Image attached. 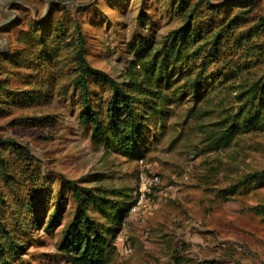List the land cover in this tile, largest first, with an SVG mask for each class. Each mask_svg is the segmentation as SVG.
<instances>
[{"label":"trees","instance_id":"16d2710c","mask_svg":"<svg viewBox=\"0 0 264 264\" xmlns=\"http://www.w3.org/2000/svg\"><path fill=\"white\" fill-rule=\"evenodd\" d=\"M163 4V14L175 15L178 24L160 39L152 33L131 35L126 47L132 60L122 81L89 64L88 31L82 32L77 22L36 20L22 32L21 46L4 58L11 70L5 73V82H0V114L14 106L48 103L58 79H67L60 85L66 89L64 98L77 123L89 129L91 139L125 161L142 160L143 164L172 107L183 103L196 106L218 97L226 105L229 113L216 123L226 124L220 130L227 142L216 139L223 147L237 134L264 131V9L260 0H167ZM73 30L76 35L68 40ZM18 119L19 125L34 126L53 120L50 116ZM1 149L14 157L4 161L0 153L5 189L4 194L0 188V264L21 260L26 251L24 235L56 227L60 228L59 249L69 263L110 264L115 241L135 204L136 189L102 186L98 182L104 177L94 173L90 176L94 185L58 177L60 185L48 196L39 187L42 177L34 175L27 163L28 149L14 139L0 138ZM7 165L17 167L18 175ZM37 180L30 194L25 185ZM260 187H264V169L240 175L217 194L240 199ZM49 197H53L52 208L47 219H42ZM65 208L67 220L62 225ZM252 213L264 219V203L253 206ZM174 260V264H185L181 258Z\"/></svg>","mask_w":264,"mask_h":264},{"label":"rangeland","instance_id":"374dc122","mask_svg":"<svg viewBox=\"0 0 264 264\" xmlns=\"http://www.w3.org/2000/svg\"><path fill=\"white\" fill-rule=\"evenodd\" d=\"M165 1L4 0L0 4V82H5V73L11 70L4 61L7 53L19 48L22 32L43 18L77 22L82 32L88 31L85 46L89 64L125 80L132 60L126 47L131 35L152 33L160 39L178 24L175 15L163 14ZM120 2L123 4L116 6ZM260 3L264 9V0ZM75 35L71 31L68 40ZM66 80L58 79L48 103L14 106L2 112L0 138L14 139L28 149L31 156L27 163L34 175L42 177L39 187L48 196L60 185L58 177L94 185L96 182L90 181L94 173L104 177L98 182L102 186L136 189L138 162L125 161L91 139L89 129L77 123L64 98L66 89L60 85ZM225 108L218 97H209L196 106L187 102L172 107L157 143L144 157L147 171L157 176L158 184L146 196L142 222L137 221V209L132 211L129 220L136 222L125 226L122 237H117L110 264H174L175 258L185 264H264V219L252 213L253 206L264 203V187L240 199H223L217 194L240 175L264 169V131L237 134L223 147L227 139L220 129L226 124L216 123L229 113ZM31 116H50L53 120L36 126L18 124V118ZM0 153L4 161L14 157L3 149ZM6 168L18 175L17 167ZM2 178L0 174V188ZM39 181L26 183L30 194ZM2 191L5 194L4 188ZM52 200L49 197L42 219H47ZM67 211L63 210L62 225ZM59 230L38 228L24 235L26 251L16 264H71L59 249ZM124 236L132 247L128 252L123 248Z\"/></svg>","mask_w":264,"mask_h":264},{"label":"built area","instance_id":"2783aa9c","mask_svg":"<svg viewBox=\"0 0 264 264\" xmlns=\"http://www.w3.org/2000/svg\"><path fill=\"white\" fill-rule=\"evenodd\" d=\"M139 174H138V187L136 188V200H135V204L132 206L131 210L129 211L128 216L125 218L124 222H123V230L127 224V222L130 219V216L132 214V211H134V208L137 209L138 212V221L142 222L143 218L145 216V202H146V196L151 192L152 188L154 186H156L158 184L159 179L157 178V176H155L154 174H151L147 171L148 166L146 164H143L142 160H139ZM140 214V215H139ZM123 230L120 232V234L118 235V237H122L123 234ZM124 239V244H123V240H121L122 244H123V248L126 252H128L129 250H131V245H129V241L127 239V237H123Z\"/></svg>","mask_w":264,"mask_h":264},{"label":"crops","instance_id":"0c3cea01","mask_svg":"<svg viewBox=\"0 0 264 264\" xmlns=\"http://www.w3.org/2000/svg\"><path fill=\"white\" fill-rule=\"evenodd\" d=\"M130 217H131V216H130ZM132 218H133V217H132ZM137 221H138V220H137ZM134 222H136V221H134V220H129L128 223L126 224V226H127L126 228L129 227V225H130L129 223H134Z\"/></svg>","mask_w":264,"mask_h":264},{"label":"clouds","instance_id":"9594fccd","mask_svg":"<svg viewBox=\"0 0 264 264\" xmlns=\"http://www.w3.org/2000/svg\"><path fill=\"white\" fill-rule=\"evenodd\" d=\"M4 3V0H0V4Z\"/></svg>","mask_w":264,"mask_h":264}]
</instances>
